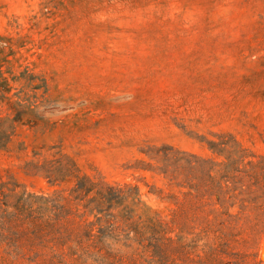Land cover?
Segmentation results:
<instances>
[{
  "label": "rangeland",
  "instance_id": "obj_1",
  "mask_svg": "<svg viewBox=\"0 0 264 264\" xmlns=\"http://www.w3.org/2000/svg\"><path fill=\"white\" fill-rule=\"evenodd\" d=\"M0 128V181L66 192L74 176L50 185L22 166L67 154L166 219L176 206L149 192L162 186L149 152L228 162L224 263L264 264V0H0ZM171 227L172 246L189 239ZM168 262L184 264L173 249ZM0 264H13L1 244Z\"/></svg>",
  "mask_w": 264,
  "mask_h": 264
},
{
  "label": "trees",
  "instance_id": "obj_2",
  "mask_svg": "<svg viewBox=\"0 0 264 264\" xmlns=\"http://www.w3.org/2000/svg\"><path fill=\"white\" fill-rule=\"evenodd\" d=\"M9 135L0 128V147ZM227 143L209 142V148L227 153ZM148 157L155 165L146 169L162 182L152 183L149 192L175 204L172 219L146 206L138 186L111 184L100 174L80 172L67 154L24 161L25 174L41 176L50 185L68 176H74L75 183L66 192H45L0 181L4 258L13 264H169L168 250L173 249L184 264H225L228 187L223 183L228 180V162L204 169L203 160L192 155L183 162L182 152L169 145L154 148ZM215 165L220 167L213 170ZM252 167L257 182L264 177V157ZM171 226L189 239L172 246L173 239L166 235ZM209 234L220 240L208 242ZM197 249L201 254L195 259L190 252Z\"/></svg>",
  "mask_w": 264,
  "mask_h": 264
}]
</instances>
